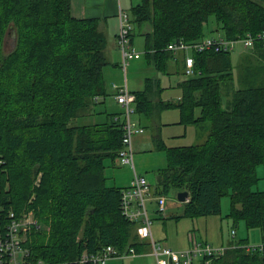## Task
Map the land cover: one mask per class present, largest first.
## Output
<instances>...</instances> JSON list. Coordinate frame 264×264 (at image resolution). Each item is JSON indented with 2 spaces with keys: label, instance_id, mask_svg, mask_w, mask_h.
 Listing matches in <instances>:
<instances>
[{
  "label": "trees",
  "instance_id": "obj_1",
  "mask_svg": "<svg viewBox=\"0 0 264 264\" xmlns=\"http://www.w3.org/2000/svg\"><path fill=\"white\" fill-rule=\"evenodd\" d=\"M130 14L137 26H152L146 57L166 75L186 72V53L174 54L170 43L202 39L212 16L228 39L264 30V0H138ZM100 22L75 16L72 0H0V229L5 234L29 211L49 225L23 231L21 245L33 264H94L82 262L83 254L107 245L142 254L150 246L122 212L124 187L107 183L106 160L119 164L124 129L123 110L96 108L110 95L105 68L112 63ZM14 30L16 43L6 52L5 38ZM192 56L195 74L178 84L179 101L163 100L165 88L155 76L134 91L136 112L147 119L176 107L181 124H210L198 144L168 146L157 133L168 163L153 193L188 190L182 216L192 219L222 215L228 196L224 217L260 228L264 244V190L255 188L264 165V42L237 66L232 51ZM100 114V121L77 122ZM245 245L247 239L235 240L223 254L199 256L195 264H264V246L248 251Z\"/></svg>",
  "mask_w": 264,
  "mask_h": 264
},
{
  "label": "rangeland",
  "instance_id": "obj_2",
  "mask_svg": "<svg viewBox=\"0 0 264 264\" xmlns=\"http://www.w3.org/2000/svg\"><path fill=\"white\" fill-rule=\"evenodd\" d=\"M137 2L138 0H125V5L123 7L129 10L131 8L132 3L136 4ZM109 20L110 22H113L115 18H109ZM145 25H143V28H142V26H137V24L133 23L134 33H135L134 34L135 43H133L132 46L141 52V57L131 59L129 66L127 67L126 73L124 72L122 67H120L119 65V62L121 61V59L118 61L120 55L115 56L116 58L113 60L114 62L106 66L105 76H106V80L109 85L108 87H109L110 93H112V86L113 88L115 84L118 86H124L126 83L125 80H127L129 90L134 92L136 91L135 89L140 90L144 87L146 76H150V77L160 76L163 85H169L171 82L173 84H176L178 79H181L184 76H186L185 74L181 72L180 73L176 72L173 74V76H171V78H169L168 76H166V74H163L162 72L157 71L155 67L152 66L148 62L147 57H146V40H145V36L143 35V33L145 32ZM216 26H217V21L212 16L210 18L209 23L206 25V28H205L206 35L215 36L218 33L215 30ZM15 33H16L15 30L14 32L10 31L8 32L5 38L4 49L6 52L11 51L16 43ZM220 34L221 35L224 34L223 31H221ZM241 49H244V46L241 43H238L232 52L233 63L236 66L239 62L238 52ZM244 50L246 52V53L244 52V54H247L253 51V49H244ZM178 93H179V89L177 87L175 88L171 87L165 91L164 97H172V96L177 95ZM96 108L99 111L108 110L109 112L123 110L122 107L113 100L112 95L107 96L103 103L96 104ZM162 111H164L165 122L166 121L170 122L167 124H163L162 126V129L164 131L163 136L164 138L169 140L168 144L170 145L198 144V143L204 142L208 138L209 128H210L209 122L205 124V127L195 126L197 129V131L195 132L192 130L193 125L181 124L180 119H179L178 124H173L174 123L173 121L176 118H180L179 108H168V109H163ZM132 117L137 121L139 119H142L144 122L147 120V117L145 115H141L138 112H134ZM104 118H105V114H100V115L82 117L81 119L77 120V122L79 124L89 123V122L100 121ZM186 127H190V128H186ZM178 132L181 133V136L172 138V136L174 134H177ZM148 133H154V129L150 127L148 129ZM196 135H197V138H196ZM204 135L205 137H202ZM160 136L162 137V130L160 131ZM134 158H135V164H136L137 171L144 173L147 179L151 182V184L155 186L158 182L157 170L160 167L166 166L168 163L166 150L157 149L156 147H151V148L147 147L145 150L137 149V151L135 149ZM106 164H108V166L106 167V176L108 177V180H107L108 185L127 186L129 184V179L131 180L132 174H133L132 167L130 165L121 166L119 164V165L114 166L108 160H106ZM258 173L260 176V181L255 186V188L264 190V165H260L258 167ZM42 175H43L42 172L38 174L36 185H39ZM178 192H179L178 189L173 188L167 194V200H166L167 210L165 214H161L160 212L154 210L156 209L155 201L148 202L149 210L151 213V218L154 223L153 227H156V225L159 226V231L161 234L160 236L162 238H168L166 229L169 230V233L172 236L176 235V241L174 242V247L179 246L178 244L180 242V239L178 238V234L179 236L180 234L182 236L183 235L182 233L184 231L185 233L191 232L195 234V236L199 240L207 238L210 242H214L211 235H204V234L201 235V233L195 230L194 228H193L194 229L193 231L189 230L188 224H191L192 218L182 216L184 202L178 199V196H177ZM229 206H230V198L228 196H225L222 200V209H223L222 215L223 216H225ZM30 212L31 211L26 212V213H30ZM32 219H34L35 221L38 220V218L33 214L29 216L25 222H28ZM215 219H216L215 217L211 218V221L213 220L214 222L210 229L211 231H209L210 234L214 235L215 234L214 230L215 231L217 230L216 235L218 233L220 234L223 232L224 238L227 241V239H232L231 229H233L232 227L234 226V228H236L235 231L237 232L233 234L234 239L236 240H240L241 238L247 239V245H252V246L259 245L262 243V232L260 228H248L243 220L237 222L236 224L232 222L233 220L229 223L227 221V218L224 217L225 222H224V227H222L223 228L222 229L221 225L219 226L218 222H215ZM39 223L45 229L50 228L49 225L46 224L45 222L42 224L39 221ZM214 225L215 227H213ZM208 226H210V223L208 224ZM149 255H152V254L149 253ZM153 257L155 258V256ZM112 259L109 261V264H155L154 259L150 256L137 255V257L130 256L124 259L119 258V257H114Z\"/></svg>",
  "mask_w": 264,
  "mask_h": 264
},
{
  "label": "built area",
  "instance_id": "obj_3",
  "mask_svg": "<svg viewBox=\"0 0 264 264\" xmlns=\"http://www.w3.org/2000/svg\"><path fill=\"white\" fill-rule=\"evenodd\" d=\"M120 18V31L118 36V45L122 53V66L124 70L133 58H140L141 52L132 46L130 35L134 29L129 11L119 10ZM264 42V30L256 34L247 32L244 37L239 39H228L224 34L218 36L206 35L200 40L188 42L184 40L175 41L169 45V49L174 54L185 52L186 72L187 76L194 75V58L193 51H232L238 43L244 46V49H254L257 41ZM115 98L117 103L123 109V146L119 152L120 165H130L132 167V178L128 186L122 189L121 195V209L123 214L131 221L138 223L137 233L139 237L146 240L150 244V251L156 258L157 264H195L199 256L203 255H220L226 250V246H213L207 243L199 242L195 234L191 233L192 246L189 248L177 250L173 249L166 242L155 239L152 232L151 214L149 211L148 202H156V211L165 214L166 200L165 195H155L152 190V184L147 177L139 173L135 166L134 158V138L136 135L145 132V127L136 121L132 115L136 112V94L130 91L127 84L124 86L114 85ZM98 97H96L97 100ZM118 119V117H116ZM13 215V213H12ZM33 215L32 212L26 213L21 220H13L7 227L4 234L0 229V264H33L26 257V250L22 247V242L25 239L26 231L31 226L41 228L42 225L38 220H30L25 222L26 219ZM24 231V233H23ZM235 234V230L232 231ZM263 243L259 245H245L248 251H254L257 248L261 249ZM23 254V256H22ZM144 254V253H142ZM141 255L135 248H130L126 252L120 253L113 245L105 246L101 252L89 255L84 253L82 262L93 261L94 264H107L112 257H126V256Z\"/></svg>",
  "mask_w": 264,
  "mask_h": 264
},
{
  "label": "crops",
  "instance_id": "obj_4",
  "mask_svg": "<svg viewBox=\"0 0 264 264\" xmlns=\"http://www.w3.org/2000/svg\"><path fill=\"white\" fill-rule=\"evenodd\" d=\"M133 4L134 3H132L131 7L133 6ZM124 5H125V0H72V11H73V14L75 16H77V17H86V16L88 17V16H90V17H98V18L101 19V22H100L101 23V28L107 34V38H108L107 53H108L109 59L113 63L114 62L113 60L116 58L115 56L120 55L118 61L121 59V61L119 62V65H120V67H122L123 70H124V68L122 66V53H121V51H120L121 49H120V47L118 45L119 44L118 43V36H119V31H120L119 10H120V8H122L123 10L129 11V12L131 10V8L129 10L128 9H125L123 7ZM109 18H115V20L113 22H110ZM217 27L218 26L215 27V30L218 33L215 36H218L221 33V31ZM142 28H143V26H142ZM151 29H152V26L149 23L146 24L145 25V32L143 33V35L145 36V33H147L148 31H150ZM132 32L134 33V29H133ZM134 34L132 36L130 35V41H131L132 44L135 43L134 42L135 41ZM244 52H245L244 49L239 50V52H238L239 60H240V57H242V55H244ZM126 70H124L125 73H126ZM166 76H168L169 78H171V76H173V74L166 75ZM146 77H148V76H146ZM155 77H159L161 79L160 76H155ZM186 77L187 76H184L183 78L178 79V81H177L176 84H173L172 82L169 85H163L162 84L163 87L165 88L164 93H165L166 90H168L171 87L172 88L177 87L179 89V93L177 95H175V96H172V97H164V93H163L162 94L163 100H166V101H175V102L179 101L180 98H181V96H182V90L178 86V84L182 80H184ZM125 82H126L125 84H127V80H125ZM127 86H128V84H127ZM135 90H138V89H135ZM108 91H109V87H108ZM115 91H116L115 88H113V86H112V93H110V95H112L113 100L115 102H117L116 101V98H115ZM99 100H101V98ZM224 100L227 101L226 97H225ZM172 108H176V107H172ZM154 112H156V113H155V115L151 119H147L145 122L142 119H139L138 120V122L145 127V132L142 133V134L136 135L135 138H134V150L136 149V151H137V149H143V150H145L147 147L148 148H151V147H156L157 148V137H158L157 136V133L160 132L161 130H162V137H163V138L162 137L161 138L163 139V141L168 146H175V145L168 144V141L169 140L166 139V138H164V136H163V132H164L163 129H162L163 124L170 123L168 121L165 122V120H164V111L161 110V111L157 112V110H156ZM199 114H200V108L197 109V115H199ZM179 119L180 118H176L173 121L174 122L173 124H178L179 123ZM150 127H152L154 129V133H148V129ZM186 128H190V127H186ZM185 130H187V129H185ZM192 130L195 131V132L197 131L195 125H193ZM197 135H196V138H197ZM179 136H181V133L180 132H178L177 134H174L172 136V138L179 137ZM202 137H205V135L202 136ZM134 155H135V153H134ZM135 166H136V164H135ZM161 168H163V167H160L159 169H161ZM159 169L157 170V173H158ZM139 173H141V172H139ZM141 174L145 175L144 173H141ZM130 181L131 180L129 179V183H130ZM118 186H120V185H118ZM122 187H126V186H122ZM153 188H154V185L152 184V190H153ZM185 203L186 202H184V204ZM228 209H227L226 214L229 211ZM154 210L156 211V209H154ZM214 217L216 218L215 219V222H218L219 226L221 225V228L224 227L225 220H224V216L223 215H210V216H204V217H199V218L192 219L191 224H188L189 230L190 231H193L195 229V230L199 231L201 233V235L202 234H204V235H211L212 238H213V240H214V242H210L207 238H205V239H202L201 238L202 240H199L195 236L196 239L199 242H201V243H204V244L207 243V244H211L213 246H223V245H225V246L228 247L231 242H233V241L236 240V239L233 238V234L231 236L232 239H227V241H226L225 238H224L223 232L220 233V234L218 233L217 235H216L217 230L216 231L214 230V232H215L214 235L213 234H210V232H209V231H211L210 229H211V227L213 225V222H214L213 220L211 221V218H214ZM227 221H228V219H227ZM221 222H222V224H221ZM230 222L231 221L229 220V223ZM209 223H210V226H208ZM153 224L154 223H152V232H153V236L155 237V239L160 240V241L162 240V241L166 242V244H168V246H170L173 249H177V250L189 248V247L192 246V241H191L192 237L190 235L191 232H188L189 235H188V233H185V231L182 233L183 234L182 236H181V234H180V236L178 234V238L180 239V242L178 244L179 246L174 247V242L176 241V235H173L172 236L169 233V230L166 229V227H165V229L167 231V237L168 238H162L160 236L161 234H160V231H159V226L156 225V227H153ZM213 227H215V225ZM232 228L233 229H231V232L233 230H236V228H234V226ZM171 237H172V239H171ZM163 239H165V240H163ZM150 248L151 247L149 246L148 251L145 252L146 254H141L139 256H150V257H152L154 259V263L157 264L155 258L152 255H149ZM128 257H130V256H128ZM128 257H119V258L124 259V258H128ZM133 257H137V256H133ZM112 260H114V259H112Z\"/></svg>",
  "mask_w": 264,
  "mask_h": 264
},
{
  "label": "water",
  "instance_id": "obj_5",
  "mask_svg": "<svg viewBox=\"0 0 264 264\" xmlns=\"http://www.w3.org/2000/svg\"><path fill=\"white\" fill-rule=\"evenodd\" d=\"M177 196L180 201L187 202L189 200L190 193L188 190H181L178 192Z\"/></svg>",
  "mask_w": 264,
  "mask_h": 264
},
{
  "label": "bare ground",
  "instance_id": "obj_6",
  "mask_svg": "<svg viewBox=\"0 0 264 264\" xmlns=\"http://www.w3.org/2000/svg\"><path fill=\"white\" fill-rule=\"evenodd\" d=\"M173 43V42H172ZM171 44V43H170ZM186 75V74H185ZM187 76V75H186ZM97 100H99V97L97 98Z\"/></svg>",
  "mask_w": 264,
  "mask_h": 264
}]
</instances>
